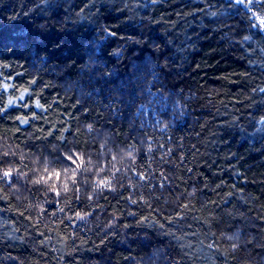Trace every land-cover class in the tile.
<instances>
[{"label": "trees", "instance_id": "16d2710c", "mask_svg": "<svg viewBox=\"0 0 264 264\" xmlns=\"http://www.w3.org/2000/svg\"><path fill=\"white\" fill-rule=\"evenodd\" d=\"M262 17L0 0V264H264Z\"/></svg>", "mask_w": 264, "mask_h": 264}, {"label": "snow or ice", "instance_id": "6c2138e0", "mask_svg": "<svg viewBox=\"0 0 264 264\" xmlns=\"http://www.w3.org/2000/svg\"><path fill=\"white\" fill-rule=\"evenodd\" d=\"M253 2H254V0H235V4H237V5H243V6H245V7H247V5H251V4H253ZM256 2H257V3H264V0H256ZM255 26H256V25H253V27H255ZM259 26H260L262 29H264V17L259 18ZM113 35H114V33H113ZM245 39H248V37H245ZM3 87H4L5 89H7V88H9L10 86H9L8 84H4ZM19 99H21V100L24 99V93H21ZM9 104H10V105L13 104V100H9ZM36 107H42V105H40V103L37 101V102H36ZM0 111H6V109H0ZM23 122L27 123V120H24ZM113 159H114V158H113ZM64 160H65L66 162L69 163V166H70V167H71V166H75V167L73 168V176H72L73 182L75 183V182H76V181H75V168H80L81 165H82V163H83V160H82V158H81L77 153H72V154H70V155H65V156H64ZM78 161H79V163H78ZM44 171H45V172H48V169L45 168ZM64 171H65V173H66V172H67V169H65ZM12 174H13V173H12V171H10V170H8V171H4V172H3V177H0V178L8 179V178H10V177L12 176ZM53 177L58 181V180L60 179V177H61V172H59V171H53V172L49 173L47 179L51 180V179H53ZM42 179H43V178H42ZM36 183H40V181L38 180V181H36ZM100 185H101V186H107L106 182H104V181H100ZM51 190H52L53 192H55V194H56L57 196L60 195L59 191H58L56 188L53 187ZM64 190H65V192L68 191V186H67L66 183L64 184ZM76 191H79V189H76ZM60 211H63V209H60ZM79 215H80V214L77 213V216H79ZM80 218L82 219L83 217H80Z\"/></svg>", "mask_w": 264, "mask_h": 264}]
</instances>
